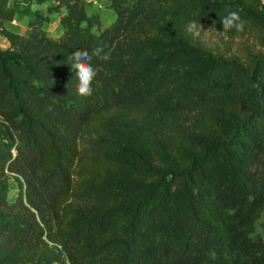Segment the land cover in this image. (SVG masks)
<instances>
[{
	"label": "trees",
	"instance_id": "16d2710c",
	"mask_svg": "<svg viewBox=\"0 0 264 264\" xmlns=\"http://www.w3.org/2000/svg\"><path fill=\"white\" fill-rule=\"evenodd\" d=\"M42 4L63 10L57 38ZM106 6L101 27L86 0H0V264H264V52L214 53L187 27L264 46V0ZM225 10L243 31L222 30Z\"/></svg>",
	"mask_w": 264,
	"mask_h": 264
},
{
	"label": "rangeland",
	"instance_id": "374dc122",
	"mask_svg": "<svg viewBox=\"0 0 264 264\" xmlns=\"http://www.w3.org/2000/svg\"><path fill=\"white\" fill-rule=\"evenodd\" d=\"M107 0H86L88 12H96L100 16L101 27L109 25L114 19V12L106 6ZM47 4H42L40 7L44 14L47 15V21L43 23V28L46 34L52 38H57L61 32V25L59 23V15L63 12L46 11ZM28 16L15 14L11 21L4 25L7 29L17 32L19 34H26L28 31ZM192 39L200 43L205 49L225 55L242 56L246 51L264 52V46L260 45L253 35H245L242 37L229 38L216 29L206 26L197 25V30L190 31ZM9 45L8 40L0 35V47L5 48ZM17 192V185L13 179H10V187L8 198L12 200ZM256 231L261 234L264 239V231L260 224H257Z\"/></svg>",
	"mask_w": 264,
	"mask_h": 264
},
{
	"label": "clouds",
	"instance_id": "9594fccd",
	"mask_svg": "<svg viewBox=\"0 0 264 264\" xmlns=\"http://www.w3.org/2000/svg\"><path fill=\"white\" fill-rule=\"evenodd\" d=\"M219 22L222 25V30L235 29L236 32L244 30L246 21L242 19L238 10H225L223 15L218 16ZM188 30H197V25L194 21L188 23ZM101 49L97 48L93 50L91 55L99 56ZM91 55L82 50H77L65 57L67 65L74 70L75 77L77 79V92L81 95L92 94V81L97 75V70L89 63ZM103 59H109L107 52L103 53Z\"/></svg>",
	"mask_w": 264,
	"mask_h": 264
}]
</instances>
